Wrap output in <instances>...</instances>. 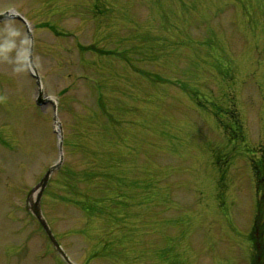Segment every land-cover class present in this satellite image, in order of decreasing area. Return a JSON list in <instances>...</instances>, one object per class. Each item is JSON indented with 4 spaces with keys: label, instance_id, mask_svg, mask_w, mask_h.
I'll return each instance as SVG.
<instances>
[{
    "label": "rangeland",
    "instance_id": "1",
    "mask_svg": "<svg viewBox=\"0 0 264 264\" xmlns=\"http://www.w3.org/2000/svg\"><path fill=\"white\" fill-rule=\"evenodd\" d=\"M13 8L35 25L45 94L62 101L64 160L43 209L71 259L247 264L244 152L264 137V0H0V12ZM29 46L26 24L0 23V264L2 248L11 264H65L25 211L60 157ZM236 118L244 139L232 143Z\"/></svg>",
    "mask_w": 264,
    "mask_h": 264
},
{
    "label": "water",
    "instance_id": "2",
    "mask_svg": "<svg viewBox=\"0 0 264 264\" xmlns=\"http://www.w3.org/2000/svg\"><path fill=\"white\" fill-rule=\"evenodd\" d=\"M4 18H7V15L6 14H1L0 15V20L1 19H4ZM38 101L40 103H47L49 100H45L43 98V95H42V92L40 94V97L38 99ZM57 166H53L51 167L47 173L45 174V176L43 177L42 181L40 182L39 185H37L34 189H32L29 193V197L28 199H30L31 201V205H30V210H32V212L37 216V218L41 221V223L43 224L45 230L47 231L48 235L50 236L51 240L55 243V245L60 249L58 243L56 242L47 222L45 221V219L43 218L42 216V213H41V208H40V199H41V195L43 193V190L48 182V179H49V176L50 174L52 173V171L56 168ZM38 191V194H37V199L36 201L33 200L32 196L35 192ZM60 251L62 252V254L65 256V254L63 253V251L60 249ZM66 257V256H65ZM67 258V257H66Z\"/></svg>",
    "mask_w": 264,
    "mask_h": 264
},
{
    "label": "trees",
    "instance_id": "3",
    "mask_svg": "<svg viewBox=\"0 0 264 264\" xmlns=\"http://www.w3.org/2000/svg\"><path fill=\"white\" fill-rule=\"evenodd\" d=\"M255 173L257 177L258 187L263 191L262 198L264 199V145L260 148V158L254 163ZM253 242L256 254V261L258 257L264 256V237L263 228L259 227L256 232H253ZM262 259H260L261 261Z\"/></svg>",
    "mask_w": 264,
    "mask_h": 264
}]
</instances>
